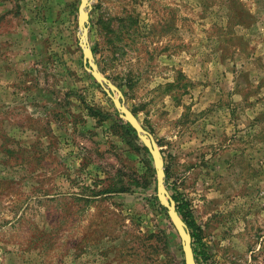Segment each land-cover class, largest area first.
<instances>
[{
    "label": "rangeland",
    "instance_id": "rangeland-1",
    "mask_svg": "<svg viewBox=\"0 0 264 264\" xmlns=\"http://www.w3.org/2000/svg\"><path fill=\"white\" fill-rule=\"evenodd\" d=\"M80 3L0 0V264H185ZM89 20L206 264H264V0H92Z\"/></svg>",
    "mask_w": 264,
    "mask_h": 264
},
{
    "label": "water",
    "instance_id": "water-1",
    "mask_svg": "<svg viewBox=\"0 0 264 264\" xmlns=\"http://www.w3.org/2000/svg\"><path fill=\"white\" fill-rule=\"evenodd\" d=\"M91 1L81 0L78 16V23L81 30L80 46L83 50L85 63L87 64L86 69L113 99L120 118L128 122L135 129L137 136L152 155L156 169L158 199L161 205L167 209L168 216L181 237L185 254V264H197L192 243V232L179 213L177 201L170 194L167 186L164 155L152 134L145 129L134 112L126 106L122 91L102 73L96 62L95 53L89 39Z\"/></svg>",
    "mask_w": 264,
    "mask_h": 264
},
{
    "label": "trees",
    "instance_id": "trees-1",
    "mask_svg": "<svg viewBox=\"0 0 264 264\" xmlns=\"http://www.w3.org/2000/svg\"><path fill=\"white\" fill-rule=\"evenodd\" d=\"M94 53L96 52L95 49H93ZM95 114V113H93ZM120 122L122 124V126L125 128V133H124V138L130 143V144H136L138 148L145 152L146 154H149V150L143 145L142 141L139 139V137L137 136V133L135 131V129L127 122L125 123L124 120L120 119ZM169 173L168 170L166 168V182L167 185L169 184ZM175 200L178 202V211L181 214L182 218L184 219V221L187 223L189 229L192 232V237H193V248H194V252H195V257H196V261L197 264H206L207 261V256L206 253L204 251V249L202 248V239L201 236L199 235V233L195 232V229H197V225L195 223V220L193 218V214L190 211L187 203H179L180 199L178 196L174 195ZM163 209H166L164 206H161Z\"/></svg>",
    "mask_w": 264,
    "mask_h": 264
}]
</instances>
